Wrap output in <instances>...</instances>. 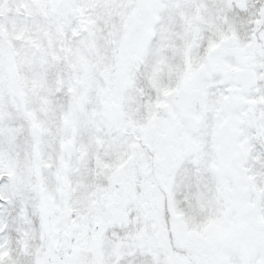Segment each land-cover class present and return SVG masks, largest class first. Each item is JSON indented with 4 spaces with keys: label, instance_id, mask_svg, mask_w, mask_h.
Instances as JSON below:
<instances>
[{
    "label": "snow or ice",
    "instance_id": "1",
    "mask_svg": "<svg viewBox=\"0 0 264 264\" xmlns=\"http://www.w3.org/2000/svg\"><path fill=\"white\" fill-rule=\"evenodd\" d=\"M0 264H264V0H0Z\"/></svg>",
    "mask_w": 264,
    "mask_h": 264
}]
</instances>
